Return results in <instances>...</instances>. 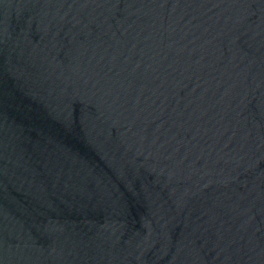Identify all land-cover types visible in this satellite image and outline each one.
Segmentation results:
<instances>
[{
	"label": "water",
	"instance_id": "obj_1",
	"mask_svg": "<svg viewBox=\"0 0 264 264\" xmlns=\"http://www.w3.org/2000/svg\"><path fill=\"white\" fill-rule=\"evenodd\" d=\"M0 264H264V0H0Z\"/></svg>",
	"mask_w": 264,
	"mask_h": 264
}]
</instances>
